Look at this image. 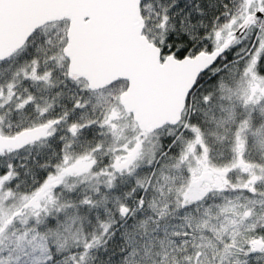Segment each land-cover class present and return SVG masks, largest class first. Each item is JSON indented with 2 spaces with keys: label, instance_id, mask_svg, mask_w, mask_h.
I'll list each match as a JSON object with an SVG mask.
<instances>
[{
  "label": "snow or ice",
  "instance_id": "snow-or-ice-1",
  "mask_svg": "<svg viewBox=\"0 0 264 264\" xmlns=\"http://www.w3.org/2000/svg\"><path fill=\"white\" fill-rule=\"evenodd\" d=\"M0 264H264V0H0Z\"/></svg>",
  "mask_w": 264,
  "mask_h": 264
}]
</instances>
